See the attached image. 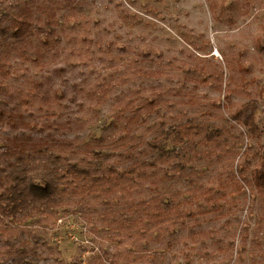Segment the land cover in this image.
<instances>
[{
	"label": "rangeland",
	"instance_id": "374dc122",
	"mask_svg": "<svg viewBox=\"0 0 264 264\" xmlns=\"http://www.w3.org/2000/svg\"><path fill=\"white\" fill-rule=\"evenodd\" d=\"M54 152L147 174L0 213V264H264V0H0V192Z\"/></svg>",
	"mask_w": 264,
	"mask_h": 264
},
{
	"label": "trees",
	"instance_id": "16d2710c",
	"mask_svg": "<svg viewBox=\"0 0 264 264\" xmlns=\"http://www.w3.org/2000/svg\"><path fill=\"white\" fill-rule=\"evenodd\" d=\"M27 23L23 19L17 20L15 34L19 35ZM245 106L247 104H244ZM231 117H236L232 115ZM248 131L251 136L258 135V128L253 115H249L247 121ZM209 123L193 122L187 120L174 124L168 130L167 135H172L177 142H184L193 135L206 134L209 130ZM211 134H206V138ZM49 163L31 164L23 166L11 173V183L0 192V213L7 216L16 217L18 214H25L29 217L34 213H44L50 204H54L58 196H62L68 186L76 193L86 195L93 192L106 190L101 187L102 180L106 179V185L114 186L118 174L132 175L139 178L147 174V163L145 160H136L118 170L113 165H102L101 163L82 164H62L61 155L54 152L48 156ZM47 160V161H48ZM121 172V173H119ZM109 188V186H108ZM157 216V215H156ZM155 216V217H156ZM161 221L160 219H155Z\"/></svg>",
	"mask_w": 264,
	"mask_h": 264
}]
</instances>
